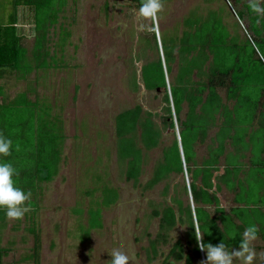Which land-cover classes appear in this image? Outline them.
Returning <instances> with one entry per match:
<instances>
[{
  "label": "trees",
  "instance_id": "16d2710c",
  "mask_svg": "<svg viewBox=\"0 0 264 264\" xmlns=\"http://www.w3.org/2000/svg\"><path fill=\"white\" fill-rule=\"evenodd\" d=\"M66 3L67 0H13L14 8L24 5L32 9L35 40L29 55L23 44L24 37L13 22L0 25V76L11 71L25 78L34 70L58 67L56 52L50 51L49 47L50 34L59 23ZM142 3L143 0H133L137 8ZM221 8L208 9L205 14L191 11L183 20L181 32H164L160 42L162 55L158 37L152 33L149 44L156 58L144 63L141 77L147 90L163 91L161 123L154 120L155 113L143 110L139 105L122 110L115 117L116 155L127 181L134 186L140 185L145 154L158 147L166 135L170 137L169 143L162 148L161 158L142 188L153 189L172 174L185 173L190 177L188 187L184 185L187 200L175 192L171 204H152L151 217L158 219V229L146 248L148 261L156 259L161 246L170 243L171 233L178 225L186 228V243L175 241L163 264L182 261L195 264L196 260L201 264L202 251L195 238L201 232L204 233V243L217 245L223 241L230 249H239L245 228L255 225L258 236L264 241V176L259 177L258 170H255L247 177L239 178L242 166L226 158L224 174L217 175L216 183H213L228 140L233 145L243 140L242 128L238 127L240 109L252 117L254 110L264 103V18L251 11L249 1L240 0L239 4L232 6L238 21L231 26L226 24ZM239 22L246 24L244 38L237 30ZM65 31L60 33V50L66 41L63 35L67 34V39L70 36ZM167 75L172 76L169 86ZM220 91L225 92L227 100L236 101L232 110L223 105ZM0 97H4L1 86ZM254 98L263 101H252ZM2 99L0 135L11 139L13 144L11 155L0 159L13 164L18 173L14 177L15 183L21 180L19 187L31 192L37 183L50 182L57 175L65 139L62 120L52 113L50 103L30 100L26 93H20L8 102H5L6 96ZM10 112L24 117L15 124L17 127L4 118ZM229 112L237 118H231ZM221 113L225 121H222L216 137L207 143L208 131ZM26 124L30 126L29 137ZM198 144H205L206 156L201 162L197 158ZM257 162L256 165L264 169V160L260 158ZM22 177L28 178V182ZM221 184L234 192L235 206L228 209L221 206L217 195ZM260 189L263 193L258 192ZM97 190L99 198L88 209L87 233L102 227V206L108 207L118 200V190L110 185H101ZM5 218V212L0 210V230ZM30 230L34 233V244L27 258L39 264V235L34 226ZM186 247L191 253H185ZM262 249L264 253V246ZM3 251L0 246V264Z\"/></svg>",
  "mask_w": 264,
  "mask_h": 264
},
{
  "label": "rangeland",
  "instance_id": "374dc122",
  "mask_svg": "<svg viewBox=\"0 0 264 264\" xmlns=\"http://www.w3.org/2000/svg\"><path fill=\"white\" fill-rule=\"evenodd\" d=\"M130 3L67 0L59 23L50 34L49 47L56 52L58 67L34 70L25 78L11 71L0 76L5 102L26 93L30 100L50 103L52 113L62 120L65 135L57 175L50 182L37 183L35 190H31L29 211L22 219L6 217L2 224L1 264H35L27 258L34 244V233L30 230L33 226L40 241L39 264H110L111 253L117 248L131 257L130 264H163L175 241L186 243V228L178 225L171 233L170 243L161 246L156 259L148 261L146 248L158 229V219L151 217L152 204H171L175 192L187 200L184 185L188 187L190 177L185 173L172 174L153 189L142 188L151 178L162 148L169 143L170 137L166 135L158 147L145 154L140 185L127 181L116 155L115 117L122 110L139 105L155 113L154 120L160 124L164 115L163 91L147 90L141 77L144 63L156 58L149 44L152 33L158 37L160 48L161 35L181 32L183 20L191 11L205 14L208 9L220 7L224 19L233 25L237 22L232 8L234 1L164 0L158 31L150 19L139 17L138 8ZM244 28L246 24L240 22L241 33ZM63 30L70 36L67 39V34L63 35L66 41L60 50ZM34 40L30 35L23 42L29 55ZM170 82L172 76L167 75V86ZM11 113L4 118L11 120L12 126L23 121L24 117ZM28 125L25 127L29 137ZM204 154L200 147L199 162ZM23 179L28 182V178ZM21 183L20 180L16 185L21 187ZM106 184L118 190V200L108 207L102 206V227L87 233L88 209L99 198L97 189ZM218 195L225 209L234 204L233 195L226 189L222 188ZM263 246L259 236L252 242L258 254L255 264H264L260 256ZM185 253H191L189 248L186 247ZM205 254L202 251L201 264L206 260ZM233 264L242 261L236 258Z\"/></svg>",
  "mask_w": 264,
  "mask_h": 264
},
{
  "label": "clouds",
  "instance_id": "9594fccd",
  "mask_svg": "<svg viewBox=\"0 0 264 264\" xmlns=\"http://www.w3.org/2000/svg\"><path fill=\"white\" fill-rule=\"evenodd\" d=\"M163 6V0H143L137 14L139 17L150 19L158 31L159 13ZM249 8L258 17L264 18V0H249ZM12 144L11 139L0 135V157L11 155ZM17 174L12 163L0 159V210H3L10 220H20L29 211L26 202L29 201L31 193L16 185L14 177ZM203 234L201 232L195 236L198 247L206 253V260L202 264H233L236 258H239L242 264H255L258 255L252 247V242L258 236V228L255 225L245 228L238 250L230 249L223 241L217 245L204 243ZM260 256L264 258V253ZM130 261L131 257L118 248L111 253L110 264H130Z\"/></svg>",
  "mask_w": 264,
  "mask_h": 264
},
{
  "label": "crops",
  "instance_id": "0c3cea01",
  "mask_svg": "<svg viewBox=\"0 0 264 264\" xmlns=\"http://www.w3.org/2000/svg\"><path fill=\"white\" fill-rule=\"evenodd\" d=\"M235 4H239L240 0H232ZM246 1V0H245ZM249 1V0H247ZM243 2V1H241ZM233 3V4H234ZM238 21V19H237ZM13 22V25L17 27L19 33L23 35V42L32 35L35 37V24L33 22V13L32 9L28 6L24 5H18L17 7H13V0H0V25L1 26H7L8 24H11ZM225 22L227 25L229 24L228 21L225 19ZM240 23V22H239ZM235 23H233L234 25ZM53 30V29H52ZM238 33L240 34L241 38L245 37V28L243 30V33L240 32V27H238ZM51 33H53L51 31ZM220 95L222 97L223 105L228 107L229 110L233 109V105L236 104L235 100H227L225 98V92L220 91ZM2 99V98H1ZM13 99V98H10ZM257 98L252 99V101H257ZM263 101V100H258ZM243 104H246L244 101ZM256 104V103H255ZM264 103L260 104V107L258 109L254 110V115L250 117L248 114L249 112L244 111L240 109V121L241 123H238V127H241V135L243 137V140L241 142L239 141L238 145H233L231 140H228L227 143V150L224 153V155L220 158L219 163V169L215 171L213 176V183H216L215 177L217 175L224 174V165L226 164V158L231 161V163H236L241 167V171L239 173V178H245L251 173H254L255 170H258L259 177H263L264 169L260 165L257 166L261 159L264 160ZM222 114V113H221ZM231 114L230 112L228 113ZM218 121L216 124H214L208 131L207 134V143H210L212 138H215L217 133H219L222 121L224 120L223 114L220 116V114L217 116ZM233 119L237 118L234 114H231V118ZM225 121V120H224ZM233 122H231L232 124ZM214 132L212 135L211 133ZM235 133V131H232ZM202 147L204 152L205 151V144H198L197 146V158H198V149ZM206 156V153L202 157V159ZM201 159V161H202ZM200 161V162H201ZM199 162V160H198ZM255 163V165H254ZM257 168V169H255ZM222 188L226 189L228 192H230L233 195V205L235 206L234 202V192L231 191L229 188H227L225 185L221 184V190L217 193V195L222 191ZM258 192H262L263 190H259ZM219 197V195H218ZM220 201V199H219ZM222 206V205H221ZM223 207V206H222ZM225 208V207H224Z\"/></svg>",
  "mask_w": 264,
  "mask_h": 264
},
{
  "label": "flooded vegetation",
  "instance_id": "af4514ba",
  "mask_svg": "<svg viewBox=\"0 0 264 264\" xmlns=\"http://www.w3.org/2000/svg\"><path fill=\"white\" fill-rule=\"evenodd\" d=\"M128 2H131L130 4H133V0L132 1H128ZM149 91H152V90H149ZM157 91H160V89H158Z\"/></svg>",
  "mask_w": 264,
  "mask_h": 264
},
{
  "label": "water",
  "instance_id": "95a60500",
  "mask_svg": "<svg viewBox=\"0 0 264 264\" xmlns=\"http://www.w3.org/2000/svg\"><path fill=\"white\" fill-rule=\"evenodd\" d=\"M121 1H132V0H121Z\"/></svg>",
  "mask_w": 264,
  "mask_h": 264
}]
</instances>
